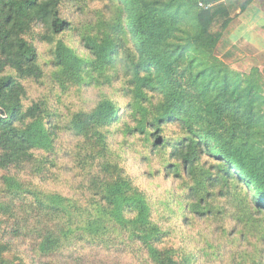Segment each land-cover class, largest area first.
Returning <instances> with one entry per match:
<instances>
[{"label":"trees","instance_id":"trees-1","mask_svg":"<svg viewBox=\"0 0 264 264\" xmlns=\"http://www.w3.org/2000/svg\"><path fill=\"white\" fill-rule=\"evenodd\" d=\"M251 1L235 6L228 0H109V18L83 30L89 58L81 59L55 41L71 29L60 14L62 0H0V264H28L18 251L25 244L40 259H71V253L92 246L143 250L151 264H179L174 249L159 248L169 231L152 220L150 195L140 180L177 178L180 167L190 175L203 155L217 163L216 176L202 172L205 180L187 188L186 213L206 219L212 210L202 191L220 184L246 191L241 203L250 217L251 211H264L263 74L257 68L236 72L214 54L237 10ZM36 28L42 31L39 41L54 44L53 79L62 90L123 80L117 91L126 103L102 96L66 124L44 101L25 106L23 81L44 77L27 39ZM168 127L179 137L174 142L163 139ZM67 132L78 141L65 156L80 174L69 197L17 178L27 169L43 179L53 176L54 167L55 175L60 172L55 143ZM130 140L143 142L145 165L159 153L172 163L163 172L132 171L121 149ZM13 250L18 263L6 258ZM199 255L194 251L197 261Z\"/></svg>","mask_w":264,"mask_h":264},{"label":"rangeland","instance_id":"rangeland-1","mask_svg":"<svg viewBox=\"0 0 264 264\" xmlns=\"http://www.w3.org/2000/svg\"><path fill=\"white\" fill-rule=\"evenodd\" d=\"M231 1L239 6L247 0ZM108 2L109 0H62L60 14L63 19L70 23L71 29L56 37L55 41L61 40L81 59L89 58L88 52L82 45V34L85 32L83 30L96 29L100 23H104V20L109 18L110 8H108ZM37 33H42V31L36 28L27 39L37 49L38 60L44 70V77L39 81H23L27 91L25 106L31 105L32 102L44 101L50 111L60 115L62 122L65 121L64 124H66L71 114L80 110H91L102 96L115 97L121 105L126 103L121 92L117 91L120 85H123V80L114 81L110 87L109 84L86 83L78 86L67 85L66 89L62 90L60 88L61 84L58 82L56 84L53 79V73L58 72L53 66L52 51L54 44L50 45L39 41ZM223 34L214 54L229 68L245 75L249 74L251 69L257 68L262 72L264 81V64L259 68L257 67L258 64L252 62H229L231 58L223 56L225 51L224 45H222ZM95 81H97L96 78ZM98 81H103V78L98 79ZM163 137L164 140L169 139L172 142L179 138L171 127H168V130L166 128L163 130ZM77 141L78 139L69 132L59 134L55 143V150L57 149L62 162V164L58 162L57 165H62V168L56 175L55 167L50 169V174L53 176L47 175L44 179L33 177L27 169L19 173L17 178L27 180L26 182L32 185L40 184L44 189L69 197L71 185H75L72 184V179L74 175L76 180L79 179L80 174L77 170H71L70 160L65 156V152L72 151V147ZM131 142H133L134 147H130ZM129 144L127 147L122 145L121 149L125 150L127 165L134 172L143 171L146 167L150 171L159 170L163 172L164 166L166 167L172 163L167 160L165 154L159 153L150 159L151 163L147 166L140 159L142 154H146V149L141 151L143 142L130 140ZM146 145L144 142V148ZM134 149L141 152V154H134ZM216 165L217 163L213 159L203 155L202 161L190 175H186L184 171L182 173L180 167L178 169L180 176L177 178L171 177L165 181V178L158 176L152 179L140 180L143 189L150 195L152 220L156 225L161 226L163 231H169L166 237L162 239L159 248L174 249L179 264H229L228 260L231 257L235 258V262L232 264H238L240 261H246L248 264H264V211L260 213L251 211L252 217H250L248 207L241 203L247 196L242 187H227L220 184L209 188L205 185L202 192L208 193L206 204L212 212H207V218L204 220L185 212V207L189 204L183 198L187 188H196L198 182L205 180V176L201 175L202 172H208L211 177H215ZM13 173L16 174L15 171ZM3 175L5 173L0 171V176ZM46 179L47 181L44 182L43 180ZM207 207L205 209L208 211ZM237 217H239V221H237ZM18 249L23 256L22 259L25 260V257L28 264H39V262L46 261L55 262L56 264H151L143 250L122 249L109 251L85 246L73 254L71 253V259H61L60 257L40 259L30 253L26 244L19 246ZM194 251L200 254L198 256L200 261H197L194 257ZM6 258L14 263H18V259H20L19 255H15L14 250Z\"/></svg>","mask_w":264,"mask_h":264},{"label":"crops","instance_id":"crops-1","mask_svg":"<svg viewBox=\"0 0 264 264\" xmlns=\"http://www.w3.org/2000/svg\"><path fill=\"white\" fill-rule=\"evenodd\" d=\"M232 4L236 6L234 1ZM236 13L223 34V56L231 58L229 62H252L261 68L264 64V0H252L243 12L237 10Z\"/></svg>","mask_w":264,"mask_h":264}]
</instances>
